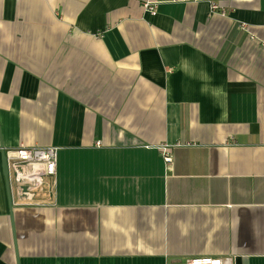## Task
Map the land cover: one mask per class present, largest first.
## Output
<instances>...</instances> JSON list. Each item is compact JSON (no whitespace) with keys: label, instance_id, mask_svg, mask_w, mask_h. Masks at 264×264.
<instances>
[{"label":"crops","instance_id":"obj_1","mask_svg":"<svg viewBox=\"0 0 264 264\" xmlns=\"http://www.w3.org/2000/svg\"><path fill=\"white\" fill-rule=\"evenodd\" d=\"M145 1L0 0V264H264V0Z\"/></svg>","mask_w":264,"mask_h":264},{"label":"built area","instance_id":"obj_2","mask_svg":"<svg viewBox=\"0 0 264 264\" xmlns=\"http://www.w3.org/2000/svg\"><path fill=\"white\" fill-rule=\"evenodd\" d=\"M200 0H170L171 3L198 2ZM157 2L145 1L142 4L145 13L151 16L156 15ZM212 12L217 10V6L211 5ZM99 145V143H97ZM4 153L8 179L10 182L22 189V195L27 197L38 191H43L49 187L55 190L57 174V148L55 147H25L20 146L15 149L2 150ZM165 156V155H164ZM166 161H170L165 156ZM179 264H232L231 260L200 257L191 258Z\"/></svg>","mask_w":264,"mask_h":264},{"label":"water","instance_id":"obj_3","mask_svg":"<svg viewBox=\"0 0 264 264\" xmlns=\"http://www.w3.org/2000/svg\"><path fill=\"white\" fill-rule=\"evenodd\" d=\"M1 153H2V157L1 158H2V166H3V175H4V178L6 180V184H7V193H8L9 206H11V201H10V196H9V188H8L6 161H5V157H4L3 151Z\"/></svg>","mask_w":264,"mask_h":264}]
</instances>
